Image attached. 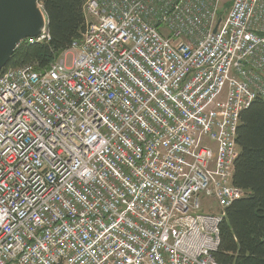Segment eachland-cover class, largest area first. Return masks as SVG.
Returning a JSON list of instances; mask_svg holds the SVG:
<instances>
[{
  "label": "built area",
  "instance_id": "2783aa9c",
  "mask_svg": "<svg viewBox=\"0 0 264 264\" xmlns=\"http://www.w3.org/2000/svg\"><path fill=\"white\" fill-rule=\"evenodd\" d=\"M37 8L44 28L16 48L49 40ZM83 13L44 71L0 72V264H217L245 196L240 116L264 102V0H87Z\"/></svg>",
  "mask_w": 264,
  "mask_h": 264
},
{
  "label": "trees",
  "instance_id": "16d2710c",
  "mask_svg": "<svg viewBox=\"0 0 264 264\" xmlns=\"http://www.w3.org/2000/svg\"><path fill=\"white\" fill-rule=\"evenodd\" d=\"M86 1L37 0L47 18L49 40L23 43L4 69L33 65L36 72L44 71L81 38ZM237 144L233 184L245 196L226 210L213 259L217 264H264V102H254L241 114Z\"/></svg>",
  "mask_w": 264,
  "mask_h": 264
},
{
  "label": "water",
  "instance_id": "95a60500",
  "mask_svg": "<svg viewBox=\"0 0 264 264\" xmlns=\"http://www.w3.org/2000/svg\"><path fill=\"white\" fill-rule=\"evenodd\" d=\"M220 19L213 33L216 32ZM44 20L37 0H0V72L6 67L16 45L38 37Z\"/></svg>",
  "mask_w": 264,
  "mask_h": 264
},
{
  "label": "rangeland",
  "instance_id": "374dc122",
  "mask_svg": "<svg viewBox=\"0 0 264 264\" xmlns=\"http://www.w3.org/2000/svg\"><path fill=\"white\" fill-rule=\"evenodd\" d=\"M225 1H230V0H225ZM228 8H229V6L227 5L225 8L223 7V8H221V10H220V15L221 16H223L226 12H227V10H228ZM209 202H207V201H205V200H203V202H202V205H203V208H204V211H207V204H208ZM213 211L214 212H218V210H217V208L214 206L213 208Z\"/></svg>",
  "mask_w": 264,
  "mask_h": 264
},
{
  "label": "bare ground",
  "instance_id": "6f19581e",
  "mask_svg": "<svg viewBox=\"0 0 264 264\" xmlns=\"http://www.w3.org/2000/svg\"><path fill=\"white\" fill-rule=\"evenodd\" d=\"M31 66H33V65H31Z\"/></svg>",
  "mask_w": 264,
  "mask_h": 264
}]
</instances>
